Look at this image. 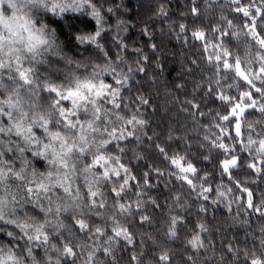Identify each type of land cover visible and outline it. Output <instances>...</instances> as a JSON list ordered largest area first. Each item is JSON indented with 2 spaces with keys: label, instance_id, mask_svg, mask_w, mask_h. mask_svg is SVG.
<instances>
[{
  "label": "clouds",
  "instance_id": "obj_1",
  "mask_svg": "<svg viewBox=\"0 0 264 264\" xmlns=\"http://www.w3.org/2000/svg\"><path fill=\"white\" fill-rule=\"evenodd\" d=\"M262 38L264 0H0V264H264Z\"/></svg>",
  "mask_w": 264,
  "mask_h": 264
},
{
  "label": "snow or ice",
  "instance_id": "obj_2",
  "mask_svg": "<svg viewBox=\"0 0 264 264\" xmlns=\"http://www.w3.org/2000/svg\"><path fill=\"white\" fill-rule=\"evenodd\" d=\"M193 11L195 12V9H193ZM237 11H243L244 14L247 15V10H246V9H237ZM253 27H254V26H253ZM223 34H224V33H222V35H223ZM256 35H258V33H256ZM193 36H194L195 39H198V40H204V39H205V33H203V32H195V33H193ZM260 43H261V44H264V38H262V39L260 40ZM207 47H208V44L206 43V44H205V51H207ZM215 48H218L219 51H216L215 56H213V55H209V57H208L209 62H212V60L215 59V61L217 62V68H218V70H219V62H220L221 60H223V67H224V69H226V70H227V69H231V68L233 67V65H232V64L229 62V60L227 59V57L230 56V53H229L226 49H224V48L222 47V44L215 45ZM235 67H236V69H237L239 75L242 76L245 80H248V77H247L246 73H244V72L241 70V64H240V61H239L238 59H237V62H236V64H235ZM260 71H261L262 73H264V67H262ZM242 95H243V94H242ZM249 95H250V94H249ZM222 98L225 99V100L228 99V97H222ZM237 108H239L241 111H243V108L241 107L240 104H237V105L235 106V108H233L232 111L235 112V110H236ZM176 163L178 164L179 161H177ZM229 163H234V161H232V162L225 161V169H226V170H227V167H228ZM188 182L191 183V181H188ZM248 203H249V206L252 205L251 194H249V201H248ZM161 259H166V257H163V256H162Z\"/></svg>",
  "mask_w": 264,
  "mask_h": 264
},
{
  "label": "trees",
  "instance_id": "obj_3",
  "mask_svg": "<svg viewBox=\"0 0 264 264\" xmlns=\"http://www.w3.org/2000/svg\"><path fill=\"white\" fill-rule=\"evenodd\" d=\"M170 6H171V5H170ZM193 7H194V6H193ZM194 14H195V13H194ZM145 31H146V32L148 31V29H147L146 26H145ZM205 35H206V34H205ZM227 35H228L227 33H224L223 35H222V33H216V41H214V43H215L216 45L220 44V42L223 41ZM147 38H148V37L145 36V39H147ZM181 39H182V43H191V44L199 45V46H200V51L203 53V55H204L206 61L209 62L208 57H209L210 53L213 51V49H212L211 47L208 46V47H207V51H205V44L207 43L206 40H198V39H195V38L193 37L191 31L187 32L186 35L183 36ZM207 44H208V43H207ZM214 50H215V51H219L218 48H215ZM229 50L231 51V48H230ZM193 59H196V57L193 56ZM227 59L229 60V62H231V61H232V57H231V55H230L229 57H227ZM212 64L217 65V62L215 61V59H213L212 62H209V68H210L211 70L207 72V74H206V78H207V76H211V75H213L214 73H216V69L211 68V65H212ZM222 64H223V60H221V61L219 62V67H220L219 76H221V77L224 75V71H223V69H222ZM221 83H224V81L222 80ZM209 90H210V89H209ZM218 95H219V94H218ZM216 103H219L218 96H217V98H216ZM150 182H153V181H150ZM210 215H211V213H210Z\"/></svg>",
  "mask_w": 264,
  "mask_h": 264
}]
</instances>
